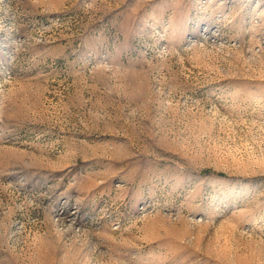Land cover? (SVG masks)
I'll list each match as a JSON object with an SVG mask.
<instances>
[{
	"label": "rangeland",
	"instance_id": "1",
	"mask_svg": "<svg viewBox=\"0 0 264 264\" xmlns=\"http://www.w3.org/2000/svg\"><path fill=\"white\" fill-rule=\"evenodd\" d=\"M0 264H264V0H0Z\"/></svg>",
	"mask_w": 264,
	"mask_h": 264
}]
</instances>
